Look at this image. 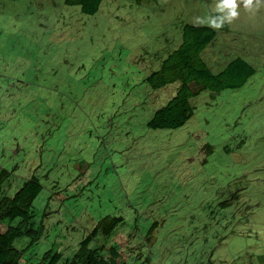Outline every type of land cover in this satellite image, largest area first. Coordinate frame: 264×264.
<instances>
[{
  "label": "rangeland",
  "instance_id": "rangeland-1",
  "mask_svg": "<svg viewBox=\"0 0 264 264\" xmlns=\"http://www.w3.org/2000/svg\"><path fill=\"white\" fill-rule=\"evenodd\" d=\"M64 1L0 0V166L18 162L12 194L40 178L33 207L47 215L48 237L38 252L55 244L72 255L101 218L123 215L126 239L135 227L146 243L137 264H197L180 255L212 238L201 224L232 189L243 192L237 215L256 217L252 235H232L224 249L264 255V7L252 15L242 5L204 57L218 73L243 56L256 73L240 88L193 100L184 126L153 130L148 121L178 85L155 90L146 78L172 41L179 45L181 22L216 15L215 0H104L94 15ZM208 145L211 153L199 152ZM224 219L231 232L236 221Z\"/></svg>",
  "mask_w": 264,
  "mask_h": 264
},
{
  "label": "trees",
  "instance_id": "trees-1",
  "mask_svg": "<svg viewBox=\"0 0 264 264\" xmlns=\"http://www.w3.org/2000/svg\"><path fill=\"white\" fill-rule=\"evenodd\" d=\"M104 0H65L67 5L80 6L82 12L96 14ZM181 41L168 49L167 56L163 59L158 71L146 78L153 89H163L171 84H177L175 94L166 105L157 109L147 123V127L153 130L178 129L184 126L195 114L196 106L193 100L205 92L211 95L219 94L224 89H237L242 87L255 73L256 69L243 57H236L228 62L223 70L214 74L205 58L200 53L216 36L213 29L208 26H194L190 23H182L179 27ZM53 107L50 105L46 112L50 113ZM211 153L212 149L202 146L199 152ZM18 162L11 167L0 166V264H30L31 260H38V264H137L144 257L143 249L146 245L144 237L139 234L138 228H131L126 239L125 229L128 224L123 215H107L101 218L89 233L80 241L78 248L72 255H66L60 247L50 245L44 252L38 249L44 239L48 237L47 215L38 217L34 211V200L42 192L43 186L39 176L32 174L21 182L20 187L12 194V190L18 184L12 182L17 178ZM240 175L238 178L242 177ZM242 190H223L219 193L213 212L207 216V222L201 226L214 229L211 243L209 236L202 243H196L198 247L190 245L185 253L180 252L182 260H208V264H229L226 260H236V264H264V255L257 257L254 253L245 252L244 255L226 252L228 237L245 238L247 231L242 228L251 221L256 213L252 211L250 217H234L236 226L231 232L226 231L229 223H225V217L231 206L239 212ZM247 200V198H244ZM258 200L256 205H259ZM248 205L253 208V202L248 200ZM237 218V219H236ZM210 222V223H208ZM241 223V224H240ZM158 222L153 221L149 228L156 233ZM202 230V231H205ZM133 231V232H132ZM123 233L124 237L119 236ZM119 236V237H117ZM138 244H134L136 238ZM120 238L126 240L117 243ZM141 238V239H140ZM147 241L150 239L146 238ZM132 241L134 243H132ZM131 244H134L133 246ZM137 253V254H136ZM178 253H175L178 256ZM202 253L203 257H198ZM174 255V254H173ZM149 257L144 264H149ZM216 260V261H214ZM224 260V261H223ZM254 260H259L254 262ZM185 261L183 264H187Z\"/></svg>",
  "mask_w": 264,
  "mask_h": 264
},
{
  "label": "clouds",
  "instance_id": "clouds-1",
  "mask_svg": "<svg viewBox=\"0 0 264 264\" xmlns=\"http://www.w3.org/2000/svg\"><path fill=\"white\" fill-rule=\"evenodd\" d=\"M242 5H243V7L246 9V11L248 13H250L252 15H255L256 12L261 7H264V0H215V6H214L213 11H214V13H216V15H210V16H207L205 18H201V17H197L196 18V20L194 22V26H204V25H206L209 28L213 29L215 31V33H216L215 38L213 40H211V42L207 45V48L204 49L200 53V57L201 58H204V57L206 58V54L210 52L209 49L212 48L213 45H215V44H212V46H210V44L212 42H215V39L217 38V35H218V31L217 30H220L224 26H225L224 29L227 30L226 29V27H227L226 24L231 25L232 23H234L236 20L239 19L240 15H241L240 8H241ZM69 6H74V5H69ZM179 27L180 26H178V29H179ZM179 31H180V29H179ZM203 54H204V56H203ZM240 57H243V56H240ZM211 71H212V69H211ZM214 74H217V73H214ZM193 104H194V106H196L195 102ZM249 207L250 206L248 205L247 210L251 209V207L250 208ZM237 214H238V212H236V210L231 206V209H228V214L226 215V217L234 218V217L238 216ZM247 217H250V216L247 215ZM254 217H256V214L254 215ZM252 219H253V217H252ZM242 228L245 229V232L247 231L246 236L252 235V231H251V229L248 226L244 225V226H242ZM247 252H249V251H247Z\"/></svg>",
  "mask_w": 264,
  "mask_h": 264
}]
</instances>
